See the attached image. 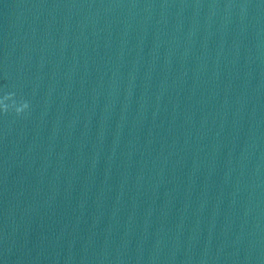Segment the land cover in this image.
Masks as SVG:
<instances>
[{"label":"water","instance_id":"water-1","mask_svg":"<svg viewBox=\"0 0 264 264\" xmlns=\"http://www.w3.org/2000/svg\"><path fill=\"white\" fill-rule=\"evenodd\" d=\"M0 264H264V0H0Z\"/></svg>","mask_w":264,"mask_h":264}]
</instances>
